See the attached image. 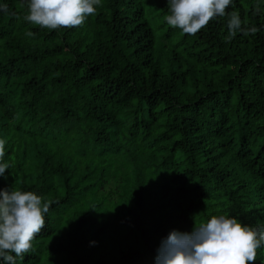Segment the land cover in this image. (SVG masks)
Returning a JSON list of instances; mask_svg holds the SVG:
<instances>
[{
    "label": "trees",
    "instance_id": "obj_1",
    "mask_svg": "<svg viewBox=\"0 0 264 264\" xmlns=\"http://www.w3.org/2000/svg\"><path fill=\"white\" fill-rule=\"evenodd\" d=\"M234 3L258 31L228 42L227 17L192 36L167 0H99L51 30L0 0V191L50 205L17 264H156L174 230L264 224V0Z\"/></svg>",
    "mask_w": 264,
    "mask_h": 264
},
{
    "label": "clouds",
    "instance_id": "obj_2",
    "mask_svg": "<svg viewBox=\"0 0 264 264\" xmlns=\"http://www.w3.org/2000/svg\"><path fill=\"white\" fill-rule=\"evenodd\" d=\"M170 15L165 17L173 28L195 36L210 20L227 17L230 42L238 33L255 35L236 9L234 0H167ZM99 0H27L24 19L46 29L75 28L97 11ZM231 6L232 10L226 12ZM0 10L9 13L6 4ZM32 35V33H28ZM5 156V141L0 140V160ZM10 168L0 163V176ZM34 192L13 186L0 191V259L17 264L33 245L37 233L45 227L50 205ZM264 242V224L245 225L236 217L222 214L196 223L191 234L173 231L162 241L156 264H253L256 250ZM95 244L96 242H92ZM15 253V255H13Z\"/></svg>",
    "mask_w": 264,
    "mask_h": 264
}]
</instances>
